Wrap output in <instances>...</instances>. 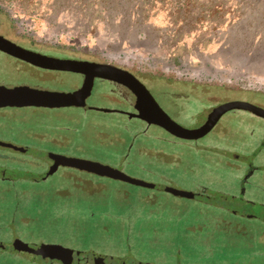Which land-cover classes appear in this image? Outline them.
Here are the masks:
<instances>
[{"label":"flooded vegetation","instance_id":"flooded-vegetation-1","mask_svg":"<svg viewBox=\"0 0 264 264\" xmlns=\"http://www.w3.org/2000/svg\"><path fill=\"white\" fill-rule=\"evenodd\" d=\"M16 29L11 20L0 23V35L16 44L0 39V70L1 67L8 69L9 62L15 61L22 71L24 67L71 80L67 90H50L34 88L27 82L11 84L6 82L7 78L2 79L0 86L9 88L24 85L41 91L70 94L21 97L15 101L38 103L25 105L37 108L64 107L116 115L115 119L124 124L135 121L140 126L135 137H142L149 143L135 145V140L126 143L127 139L119 134L100 137L102 143L119 144L118 147L122 148L117 151L121 161L111 164L97 157L80 155L75 150L58 148L72 146L76 141L67 135L47 136L42 142H48V146L42 149L0 139V148L11 152L5 155L9 158L25 161L32 158L26 155L38 151L41 169L40 173L30 176V181L18 184L11 169L0 168V194L14 192L16 195L10 198L12 207L8 211L13 212L6 216L0 214V264H195L184 259L181 248H176L172 254H159L157 250L161 248L157 247L103 246L87 242L83 235L73 234L64 239L49 234L51 232L36 229L33 226L36 219L30 215L17 218L20 207L33 202L32 205L37 207L87 205L102 211L109 205L117 209L133 207L149 211L144 215L149 220L163 218L166 211H175L177 217H183L189 212V205L196 204L202 221L187 227V233L194 237L204 234L209 242L220 237L231 241L233 238L246 240L252 244L248 247L253 257L264 260V198L249 196V186H252L251 179L255 175L264 182V84L253 83L211 65L194 66L180 58L158 59L128 50L65 47L37 39L28 31L15 34ZM42 46L43 50L38 48ZM48 47L63 49L70 54H51L47 52ZM10 51L40 59V63L23 59ZM28 51L61 61L55 64L58 68H52L50 59ZM185 129H199L200 132ZM155 142L163 144L157 147ZM180 145L208 156V163H212L209 166L211 172H208L214 176L226 170L242 169L241 159L247 158V170L238 187L210 188L198 181L189 189L169 177L146 179L128 172L124 166L125 160L133 154L166 165L164 167L172 173L194 174L190 162L182 165L179 157L173 154V146ZM72 158L84 161L74 164L68 160ZM257 158L261 162H255ZM204 167L198 166V170ZM153 173L157 176V172ZM199 175H206L205 170L199 171ZM25 176L29 174L24 172L22 180ZM59 177L62 181L57 180ZM112 183L120 185L114 191L118 197L108 196ZM24 184L32 187L24 188ZM129 187L145 192L132 197ZM254 188L259 194L264 192V184H257ZM213 193L217 197L214 198ZM3 210L0 204V211ZM89 216L94 218L96 213L92 210ZM100 228L109 232L107 225ZM201 249L207 254L240 250L229 245H209Z\"/></svg>","mask_w":264,"mask_h":264},{"label":"rangeland","instance_id":"rangeland-1","mask_svg":"<svg viewBox=\"0 0 264 264\" xmlns=\"http://www.w3.org/2000/svg\"><path fill=\"white\" fill-rule=\"evenodd\" d=\"M10 20L17 28L15 34L28 31L37 39L60 46L101 51L128 50L158 59L180 58L194 66L211 65L243 76L253 83L264 84V0H0V23ZM38 48L43 50V46ZM47 52L70 54L66 50L50 47ZM8 65V69L1 67L0 81L7 78L6 82L11 84L27 82L34 88L50 90L69 88V77L55 78L52 73L44 74L24 67L22 71L15 61ZM115 117L64 107L2 106L0 139L42 149L48 146V142H42L47 136L67 135L76 140L72 142L75 146L58 148L75 150L80 155L118 164L121 155L117 151L121 147H118L119 144L102 143L100 137L119 134L127 139L126 143L135 140V145L148 144L149 141L135 137L140 128L135 121L124 124ZM161 144L155 142L157 147ZM79 145H82L81 148ZM51 147H54V143H51ZM168 147L172 150L171 146ZM173 150L180 164H192L194 174L182 176L172 173L164 167L166 165L133 154L125 160L124 166L128 172L140 174L146 179L169 177L179 186L189 189L198 181L210 188L234 189L247 170V158H243L240 162L242 169L226 170L214 176L209 173L212 163H208V156L199 155L183 145L173 146ZM0 153L3 154L0 156V168L11 169L18 184L30 181L31 175L41 172L39 152L36 150L26 155L32 158L25 161L5 156L11 153L6 149L0 148ZM254 160L261 162L258 158ZM198 166L205 167L198 170ZM204 170L206 175H199V171ZM153 171L157 172V176ZM24 172L29 176L22 180ZM57 180L62 181L60 177ZM251 181L249 196L264 198V192L259 194L254 190L255 185L264 184L259 175H255ZM22 186L30 188L31 185ZM118 186L116 183L109 184V197H118L114 192ZM144 192L139 188H130L132 197ZM212 196L217 197L214 193ZM14 197V192L0 194V204L4 207L0 214L6 216L13 212L8 210L12 207L10 198ZM33 203L20 207L17 218L30 215L36 219L33 224L36 229L49 231V234L60 235L64 239L73 234L83 235L87 242L95 245L157 247L161 248L157 250L159 254H172L176 248H181L184 259L195 264H264V260L253 257L248 247L252 244L246 240L233 238L231 241L220 237L209 242L203 237L204 234L194 237L187 233V227L202 221L198 217L196 204H190L189 212L183 217H177L175 211H166L163 218L149 220L144 218L149 211L133 207L117 209L109 205L102 211L101 208L91 209L87 205L70 207L52 204L37 207ZM92 210L96 213L94 218L89 216ZM103 224L108 226L109 232L101 230ZM153 229L157 231L153 232ZM209 245H229L240 250H235L236 253L219 251L207 254L201 247Z\"/></svg>","mask_w":264,"mask_h":264},{"label":"water","instance_id":"water-1","mask_svg":"<svg viewBox=\"0 0 264 264\" xmlns=\"http://www.w3.org/2000/svg\"><path fill=\"white\" fill-rule=\"evenodd\" d=\"M0 39L8 41L12 45H16L15 43L10 42L9 40L5 39L1 35H0ZM10 52L12 54L18 56V57L23 58V59L30 60L32 62H36L37 64L40 63V59L28 58L25 55H21V54L12 52V51H10ZM28 52L32 53L34 55H38V56L44 57L47 60L50 59V62L53 65H49V66H51L52 68H58L55 64H57V63H59V61H61V60H58V59H55V58H49L47 56H44L42 54L35 53V52H32V51H28ZM42 62H47V61H42ZM52 95H62V96L69 95L70 96V94H66V93H54V92L41 91V90L33 89V88L29 87V86H24V85L16 86V87H13V88H9L7 86H0V107H2V106H25V105H34V104L38 105V103H32V102H24L23 103V102H17L15 100L19 99L21 97H26L27 98V97H33V96L39 97V96H52ZM185 130L187 132H193V133H195V132L199 133L200 132L199 129L198 130H187V129H185ZM68 160L72 161L74 164H76L77 162L84 161V160L74 159V158L68 159ZM97 165H102V164L98 163ZM101 167H103V166H101ZM104 167L113 169L110 166H104ZM134 180L136 181V179H134ZM183 193H186V192H183Z\"/></svg>","mask_w":264,"mask_h":264}]
</instances>
